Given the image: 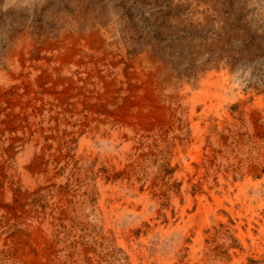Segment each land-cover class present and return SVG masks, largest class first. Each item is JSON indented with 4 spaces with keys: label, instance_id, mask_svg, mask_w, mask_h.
<instances>
[{
    "label": "rangeland",
    "instance_id": "374dc122",
    "mask_svg": "<svg viewBox=\"0 0 264 264\" xmlns=\"http://www.w3.org/2000/svg\"><path fill=\"white\" fill-rule=\"evenodd\" d=\"M0 58V264H264V0H0Z\"/></svg>",
    "mask_w": 264,
    "mask_h": 264
},
{
    "label": "bare ground",
    "instance_id": "6f19581e",
    "mask_svg": "<svg viewBox=\"0 0 264 264\" xmlns=\"http://www.w3.org/2000/svg\"><path fill=\"white\" fill-rule=\"evenodd\" d=\"M17 1V0H16ZM22 2V1H21ZM15 3V2H14ZM11 4H13V3H11ZM24 34V33H23ZM63 34V33H62ZM67 35V34H66ZM21 37H20V40H19V42H18V45H17V52L16 53H14L12 56H10V57H8V59H7V62H9V63H11V62H15V63H17V64H19L20 62H18L17 60H18V58L16 57V55H18L21 51H22V53H26L27 51H28V48L31 46V40H30V37H28V35H20ZM30 36H32V35H30ZM63 37H64V35H63ZM83 37V36H82ZM33 38V37H32ZM76 40L79 38V37H74ZM35 40V39H34ZM87 40V39H86ZM34 44V43H33ZM13 48V47H12ZM15 49V48H14ZM15 51V50H14ZM29 52V51H28ZM27 52V53H28ZM22 53H21V55H22ZM24 55V54H23ZM29 55V54H28ZM28 57V56H27ZM7 58V57H6ZM22 58V57H21ZM26 58V57H25ZM32 58V57H31ZM1 59V58H0ZM5 59V58H4ZM149 59V58H148ZM33 60V59H32ZM36 60V59H35ZM23 61L25 62V60H24V58H23ZM29 62V61H28ZM23 63V62H22ZM25 64V63H24ZM20 65V64H19ZM18 65V66H19ZM32 65V64H31ZM33 67H34V65H33ZM5 74V73H4ZM0 75H1V69H0ZM34 145V144H33ZM31 146V145H30ZM32 148H33V146H32ZM34 150V149H33ZM26 155V154H25ZM30 157V156H29ZM22 166V165H21ZM31 173V172H30ZM37 177V176H36ZM33 178V177H32ZM30 182V181H29ZM32 186V185H31ZM30 186V187H31ZM32 188V187H31ZM29 196V195H28ZM2 239V238H1ZM3 243V242H2ZM2 245H4V244H2ZM2 249V248H1ZM12 250V249H11ZM10 250V251H11ZM13 252V251H12ZM21 252V251H20ZM21 255V254H20ZM9 257V256H8ZM5 258H7V257H5ZM12 259V258H11ZM13 260V259H12ZM20 261V260H19ZM25 264H27V263H25Z\"/></svg>",
    "mask_w": 264,
    "mask_h": 264
}]
</instances>
